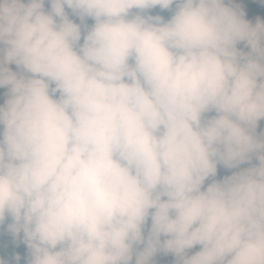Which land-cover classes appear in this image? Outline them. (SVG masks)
Instances as JSON below:
<instances>
[{"label": "clouds", "instance_id": "9594fccd", "mask_svg": "<svg viewBox=\"0 0 264 264\" xmlns=\"http://www.w3.org/2000/svg\"><path fill=\"white\" fill-rule=\"evenodd\" d=\"M47 3L0 0V226L27 264H264V20Z\"/></svg>", "mask_w": 264, "mask_h": 264}, {"label": "trees", "instance_id": "16d2710c", "mask_svg": "<svg viewBox=\"0 0 264 264\" xmlns=\"http://www.w3.org/2000/svg\"><path fill=\"white\" fill-rule=\"evenodd\" d=\"M229 3L236 7L238 10L240 9V6L238 5V0H228ZM45 7L48 8L49 4L47 3ZM174 8V5H173ZM66 11H69L70 18L75 19L77 22H79L78 18L73 16L69 9L66 7ZM149 14L152 15H161L165 19H168L171 15V10H161L159 6L147 10ZM249 15L252 23H255L257 19L264 20V3H261V0H252L251 5L249 8ZM88 24L92 23V20L89 19L87 21ZM245 51L248 49L245 47L244 42H242V47ZM6 91L4 90V87H0V103H3L5 97ZM212 113H209L208 115H211ZM257 133H264V119L259 121L257 126ZM255 162V161H254ZM222 165H218V171L216 178H222L223 174L220 172V168ZM247 166V165H243ZM209 181H206V183ZM10 223L9 219H6L5 224L3 226H0V259L5 261V264H27L28 260V250L27 246L23 241V235L22 233L18 236H14L10 234L7 230V224ZM200 248V245H197L193 249L189 250V254H192L195 251H198ZM19 256V261H16L13 259V257ZM160 263H166V264H176V257L172 253H166L163 251L157 252L154 257L152 258L151 264H160Z\"/></svg>", "mask_w": 264, "mask_h": 264}, {"label": "rangeland", "instance_id": "374dc122", "mask_svg": "<svg viewBox=\"0 0 264 264\" xmlns=\"http://www.w3.org/2000/svg\"><path fill=\"white\" fill-rule=\"evenodd\" d=\"M251 1L252 0H238V5L240 6V9L243 11V14H244V18L247 19V20H250V15H249V8H250V5H251ZM226 3H229L228 0H226ZM238 47H242V42H240L238 44ZM11 67L15 70L16 66L13 64L11 65ZM4 90L7 91V88L4 87ZM213 114V113H212ZM231 171H234V169H226L224 168L223 166H221L220 168V172L224 175H228L231 173ZM160 264H166V263H160Z\"/></svg>", "mask_w": 264, "mask_h": 264}]
</instances>
